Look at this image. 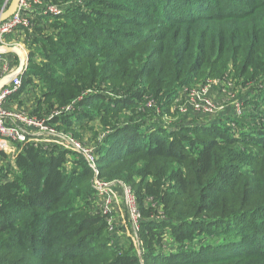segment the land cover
<instances>
[{
  "label": "trees",
  "instance_id": "16d2710c",
  "mask_svg": "<svg viewBox=\"0 0 264 264\" xmlns=\"http://www.w3.org/2000/svg\"><path fill=\"white\" fill-rule=\"evenodd\" d=\"M28 1L9 98L35 87L33 116L104 135L97 172L65 141L0 152V264H264V127L158 120L187 86L229 76L249 88L238 116L264 120V0ZM94 179L131 188L141 260L110 242Z\"/></svg>",
  "mask_w": 264,
  "mask_h": 264
},
{
  "label": "rangeland",
  "instance_id": "374dc122",
  "mask_svg": "<svg viewBox=\"0 0 264 264\" xmlns=\"http://www.w3.org/2000/svg\"><path fill=\"white\" fill-rule=\"evenodd\" d=\"M35 1L39 3V0H35ZM26 3L28 7H30V4H32L28 0L26 1ZM53 7L56 6L53 5ZM19 31L20 33H18ZM17 33L23 35V30L21 28H18L14 34L6 38V40L8 41H3V40L0 41V45L18 46L17 44L19 43L9 41V40H13ZM20 47H21L20 49L24 53L26 54L28 53L27 49L25 48V44L21 45ZM16 59L18 60L17 56ZM202 85L207 86L209 89L210 102L209 104H207V107L205 109L199 111H194V110L192 111L189 108H187L188 95L190 93L189 91L196 89V87L199 86L201 87ZM248 90L249 88L240 89L239 87L235 86V83L231 81L230 76L229 78H223V79L218 78L215 80H207L205 82H197L193 85L184 88L183 92L180 93V96L178 97L177 101L172 105H170L171 112L169 116L167 117L164 116L161 118V120L160 119L158 120L161 123V125H163V127H165V129L167 130H173V128L180 125L189 126V125H200L203 123H210V122H214V123L218 122V124H221L222 127H227L230 129L228 131L229 134H233L235 137H239L242 131H246L247 128H250L247 127L248 125H250L251 127L257 126V128L260 126L264 127V120L262 119L254 122L246 118L245 119L240 118L242 114H246L249 111L250 112L253 111L249 109L250 107L244 105L245 103L244 97H246L244 94H247ZM33 92H36L35 87L34 88L32 87V90L27 89L18 97L16 96L13 98H9L7 100L6 109L13 111L20 110L27 113L28 116L30 117H35L45 121L47 118L50 117V115L52 114L51 112L45 114L43 117L38 116L36 114H34V116L32 115L33 110L35 109L34 108L35 98L36 96H38L36 95V93ZM257 94L260 95L259 92H257ZM259 100L260 99L258 98L257 101ZM185 107L186 110H184ZM240 113L242 114L238 116ZM258 114L262 115L261 112H258ZM235 117L237 118L239 117L237 120L238 122L234 121ZM46 125L47 127H49V129L52 128L53 131H55V133L59 135L58 136L56 134H44V133L38 135L43 137L44 139H47L46 140L47 145L54 144L57 142L58 146H62L60 143L64 142L65 140L63 136L68 135L71 138H73L72 132L69 134L67 132H63L62 130L57 131L53 126H50L49 124ZM96 128L98 131L97 137H95L96 132H94L91 128H88L87 126L86 128L83 129H76L77 130L76 132L79 133V140H76L75 137H74L75 140L74 139L73 140L78 142L80 147L77 148L78 146H73L72 144H68V146H71L74 149L78 150L84 156L86 161L89 162V165L93 168L94 167L97 168V165L94 161V157L92 156L93 161L88 160L84 150L91 151L94 148V145L97 143V141H99V139L103 137L104 133L101 132L98 127ZM9 162L11 163L12 166H14V163L12 161ZM96 182L97 179H94L93 181L94 186L97 185ZM106 183H112V185H115L113 187V190L111 189V191H108V194L102 198V202L103 200H105V198H107L109 202V203L107 202L109 206V212L106 214V221H107V233L110 242L118 243V244L125 243L126 247L128 248L132 247L133 249L136 247L138 257L141 260L142 249H141V243L139 241L138 231L136 230V232H134L133 227L131 225V221L128 218L126 206L124 203L125 200L123 199V190L120 185V183L121 184H125V183L117 182L115 180ZM97 207L99 208L100 212H103L102 204H99ZM129 239L132 240L134 246L132 245V243H130L131 241L129 242ZM172 243H173L172 240L167 242L166 244L167 247H165V251L174 248Z\"/></svg>",
  "mask_w": 264,
  "mask_h": 264
},
{
  "label": "built area",
  "instance_id": "2783aa9c",
  "mask_svg": "<svg viewBox=\"0 0 264 264\" xmlns=\"http://www.w3.org/2000/svg\"><path fill=\"white\" fill-rule=\"evenodd\" d=\"M27 0H21L18 9L6 20L0 22V41L11 33L15 32L18 28H25L29 25V19L27 13H25L28 7ZM51 13H58V9L53 6H49ZM6 53V54H5ZM7 52L0 47V79L4 76L13 73L15 70L11 69L10 57L7 56ZM28 55V53H27ZM28 61L26 63V66ZM26 70V69H25ZM25 72V71H24ZM23 73L12 74L10 80L0 88V152L12 154L18 149V145L31 141L33 136L44 134H56L52 128L49 129L46 123L42 119L28 116L23 111H13L6 109L5 105L10 96L16 93L17 89L21 86V75ZM187 108L194 111L203 110L209 104L210 92L207 86L202 85L189 91ZM186 110V107L184 108ZM58 114V113H55ZM47 132V133H46ZM58 135V134H56ZM59 136V135H58ZM64 141L67 144L80 147L78 142L74 141L70 136H63ZM88 160L93 161L92 153L90 150H84ZM89 163V162H88ZM93 168V167H92ZM93 170L97 172V168ZM97 185H93L98 194L102 197L108 194V191L113 190L115 185L112 183L101 182L97 180ZM123 190V199L125 200V206L127 210L128 218L131 221L134 232L138 231L140 213L137 207L136 199L130 187L125 184H121ZM108 199L105 198L102 202L103 213L109 212Z\"/></svg>",
  "mask_w": 264,
  "mask_h": 264
},
{
  "label": "water",
  "instance_id": "95a60500",
  "mask_svg": "<svg viewBox=\"0 0 264 264\" xmlns=\"http://www.w3.org/2000/svg\"><path fill=\"white\" fill-rule=\"evenodd\" d=\"M21 0H10L7 6H4L0 10V22L6 20L8 17H10L13 13L16 12L18 9L19 3ZM1 48H3L7 53H14L18 59L19 64L15 71L13 73H10L3 78L0 79V88L4 86L11 78L12 74H18L23 73L26 69V63L28 61V55L24 53L20 47L14 45V46H6V45H0Z\"/></svg>",
  "mask_w": 264,
  "mask_h": 264
},
{
  "label": "crops",
  "instance_id": "0c3cea01",
  "mask_svg": "<svg viewBox=\"0 0 264 264\" xmlns=\"http://www.w3.org/2000/svg\"><path fill=\"white\" fill-rule=\"evenodd\" d=\"M15 32H11V33H9V34H7L4 38H3V41H8V40H6V38L8 37V36H10V35H12V34H14ZM18 33H20V31L18 32ZM16 34V36H15V38L13 39V40H9V41H13V42H15V43H19V44H17L19 47L21 46V45H24V43H23V36L21 35V34ZM24 47V46H23ZM21 48V47H20ZM6 54V53H5ZM8 55V57H10V61H11V69L12 70H15L16 68H17V66H18V64H19V59L18 60H15V58H16V55L14 54V53H7ZM13 54H14V56H13ZM5 107H7V103H6V105H5ZM46 140L47 139H44L43 137H41V136H33L32 137V140L31 141H40V142H42V143H46ZM57 143V142H56Z\"/></svg>",
  "mask_w": 264,
  "mask_h": 264
}]
</instances>
